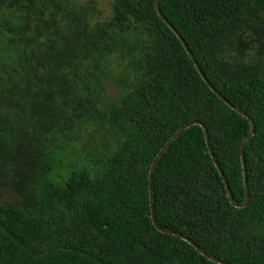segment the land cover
<instances>
[{
    "label": "trees",
    "instance_id": "16d2710c",
    "mask_svg": "<svg viewBox=\"0 0 264 264\" xmlns=\"http://www.w3.org/2000/svg\"><path fill=\"white\" fill-rule=\"evenodd\" d=\"M156 1L0 0V264H264V0H160L256 125L181 235L252 125Z\"/></svg>",
    "mask_w": 264,
    "mask_h": 264
},
{
    "label": "water",
    "instance_id": "95a60500",
    "mask_svg": "<svg viewBox=\"0 0 264 264\" xmlns=\"http://www.w3.org/2000/svg\"><path fill=\"white\" fill-rule=\"evenodd\" d=\"M156 9L159 13V15L164 19V21L169 25L170 28L173 29V31L177 34V36L179 37V39L182 41V43L184 44V46L186 47L188 53L190 54L193 62L195 63V66L197 67L198 71L200 72L203 80L209 85V87L217 94L219 95L227 104H229L232 108H234L236 111H238L239 113L243 114L244 116H246L250 122H251V125H252V128H251V134L248 136V138H246V140H244L243 142V146H242V150H241V157H242V164H243V172H244V178H245V186H246V190H247V197H246V200L244 203L240 204V203H237L232 195V191H231V188L229 186V183H228V180L226 178V176L223 174L222 172V169L220 167V164L215 156V153H214V150H213V147L212 145L210 144V136H209V131H208V128L206 127V125L201 122V121H194V122H190L188 124H186L185 126H183L179 131H177L174 136L169 140V142L167 143V145L161 150V152L157 155V158L155 159V161L153 162L152 166H151V169H150V175H149V184H150V195H151V205H152V218H153V221L156 225V227L162 231V232H165V233H171V234H176V235H181L179 233H176L172 230H168V229H165L163 228L161 225H159V223L157 222V219H156V212H155V200H154V188H153V175H154V171H155V167H156V164L158 162V160L160 159V157L162 156V154L166 151V149L171 145V143L176 140L180 134L186 130L187 128H189L190 126L192 125H200L203 127L205 133H206V136H207V141H208V144H209V151H210V154L212 156V158L214 159V161L216 162L217 166L219 167L222 175H223V178H224V182L226 184V188H227V193H228V197L230 199V201L237 207H244L248 204L249 202V198H250V192H249V183H248V171H247V164H246V160H245V145L246 143L249 141L250 137L255 133V129H256V125H255V122L254 120L247 114L245 113L244 111L238 109L237 107H235L233 104H231L230 101H228L226 98H224L220 93L219 91L215 88V86L209 81V79L207 78V76L204 74V72L202 71L201 67L199 66L198 62L196 61L194 55L192 54L191 50L188 48L186 42L184 41V39L182 38L181 34L177 31V29L169 22L168 19H166V17L162 14L161 12V9H160V0H157L156 1ZM184 239L190 241L202 254L206 255L208 258H210L211 260L215 261V262H218L219 264H229V263H225L223 262L222 260L220 259H217L215 257H212L211 255H209L206 251H204L202 248H200L194 241L190 240L189 238H187L186 236H183L181 235Z\"/></svg>",
    "mask_w": 264,
    "mask_h": 264
},
{
    "label": "rangeland",
    "instance_id": "374dc122",
    "mask_svg": "<svg viewBox=\"0 0 264 264\" xmlns=\"http://www.w3.org/2000/svg\"><path fill=\"white\" fill-rule=\"evenodd\" d=\"M106 6V5H105ZM105 11L109 9V7L103 8ZM105 16H108V13L105 12Z\"/></svg>",
    "mask_w": 264,
    "mask_h": 264
},
{
    "label": "clouds",
    "instance_id": "9594fccd",
    "mask_svg": "<svg viewBox=\"0 0 264 264\" xmlns=\"http://www.w3.org/2000/svg\"><path fill=\"white\" fill-rule=\"evenodd\" d=\"M196 59V58H195ZM200 66V65H199ZM202 69V68H201ZM203 71V70H202ZM205 74V73H204Z\"/></svg>",
    "mask_w": 264,
    "mask_h": 264
}]
</instances>
